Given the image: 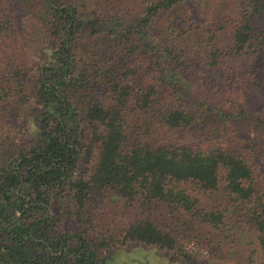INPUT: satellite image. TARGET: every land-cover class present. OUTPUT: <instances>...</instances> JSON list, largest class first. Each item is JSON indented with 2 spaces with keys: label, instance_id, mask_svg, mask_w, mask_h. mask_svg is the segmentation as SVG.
<instances>
[{
  "label": "trees",
  "instance_id": "1",
  "mask_svg": "<svg viewBox=\"0 0 264 264\" xmlns=\"http://www.w3.org/2000/svg\"><path fill=\"white\" fill-rule=\"evenodd\" d=\"M187 1L0 0V135L20 120L33 135L8 149L0 137V264H109L106 252L130 244L201 264L180 233L206 236L224 224L214 197L242 208L264 253L254 165L232 145L155 141L160 128L196 123L158 91L187 100L185 72L199 63L242 69L246 90L264 96V0H243L233 27L220 17L194 47L190 26L164 24L155 41L156 20ZM16 13L30 24L17 23ZM41 39L43 59L32 67L30 48ZM110 199L132 211L120 240L108 239ZM162 208L180 233L157 219Z\"/></svg>",
  "mask_w": 264,
  "mask_h": 264
},
{
  "label": "rangeland",
  "instance_id": "2",
  "mask_svg": "<svg viewBox=\"0 0 264 264\" xmlns=\"http://www.w3.org/2000/svg\"><path fill=\"white\" fill-rule=\"evenodd\" d=\"M84 0H80L83 3ZM243 0H194L187 1L173 12L159 17L153 27L155 41H162L159 29L162 25H176L181 28L190 26L193 35L189 44L193 47L196 38L205 35L207 31L215 29L216 21L224 17L223 27L230 29L234 26L236 14L241 13L240 7ZM16 22L20 25H29L30 20L15 14ZM190 34V32H184ZM200 33V35L198 34ZM224 33V31H223ZM225 41L229 36L224 33ZM42 39L30 48L28 62L34 67L41 63ZM197 50V49H195ZM202 58L206 54L200 51ZM264 62L262 57L258 65ZM228 69L217 70L199 63L189 74L185 72L183 85L188 97L184 94L173 93L167 88L158 91L160 101L183 110H190L195 114L196 123L188 128L174 131L160 128L157 131L158 139L165 141H182L187 144L198 145L204 150L232 145L240 154H243L254 165L260 193L264 191V96L251 95L246 90L249 79L238 73L228 72ZM152 76V74H151ZM146 75L145 80L151 81L152 77ZM197 77V80L193 81ZM261 78V76L259 77ZM246 79V80H243ZM177 94V95H176ZM26 107V106H25ZM30 107L24 110V114ZM138 118H136L137 121ZM12 125V124H11ZM26 125V127H25ZM29 126L27 120L13 125L9 135H0L3 138V149H8L23 142L33 135H25V128ZM6 134L7 126L3 127ZM196 195V193H194ZM118 200L110 199L109 208H106L107 228L110 229L108 239L120 240L124 230L131 222V208ZM208 202L209 199L203 198ZM210 204L225 214L224 224L215 232L206 236L200 234L180 233L175 228V221H165L167 209L156 211L157 219L162 220L168 229L180 233V238L185 247L193 252L201 264H264V253L257 244L256 236L247 223L242 208H235L228 204L224 197H214ZM133 217V215H132ZM177 225V224H176ZM180 229L179 227H177ZM111 261L109 264H180L173 253L159 247L142 244H130L104 254Z\"/></svg>",
  "mask_w": 264,
  "mask_h": 264
}]
</instances>
